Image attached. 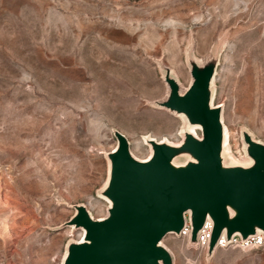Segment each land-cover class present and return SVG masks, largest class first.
<instances>
[{"label":"rangeland","instance_id":"rangeland-1","mask_svg":"<svg viewBox=\"0 0 264 264\" xmlns=\"http://www.w3.org/2000/svg\"><path fill=\"white\" fill-rule=\"evenodd\" d=\"M220 51L214 103L231 153L241 130L264 141V0H0V264H62L80 229L61 225L100 195L116 128L140 158L146 136L181 139L185 122L151 101L167 91L159 60L184 86L190 50ZM175 264H264V247L206 253L169 234Z\"/></svg>","mask_w":264,"mask_h":264},{"label":"water","instance_id":"water-1","mask_svg":"<svg viewBox=\"0 0 264 264\" xmlns=\"http://www.w3.org/2000/svg\"><path fill=\"white\" fill-rule=\"evenodd\" d=\"M219 60V49L204 59L190 50L187 87L159 60L167 91L151 104L183 116L182 140L146 136L151 154L140 159L128 137L113 129L117 144L106 153L108 178L100 190L109 203L106 214L95 218L85 204L73 205L75 213L61 226L84 233L67 243L62 264H175L162 241L169 234L180 236L188 223L190 246H197L199 232L211 223L208 260L223 238L264 236V141L243 128V148L251 161L229 156L224 107L214 103ZM188 126L200 127L201 135Z\"/></svg>","mask_w":264,"mask_h":264},{"label":"built area","instance_id":"built-area-1","mask_svg":"<svg viewBox=\"0 0 264 264\" xmlns=\"http://www.w3.org/2000/svg\"><path fill=\"white\" fill-rule=\"evenodd\" d=\"M211 228H212L211 223L207 221L198 235L197 248H199L205 253H206V249H207L209 238H210ZM190 229H191L190 224L188 223L181 231L180 237H183L188 240ZM227 247H241V248H248V249L262 248L264 247V236L256 235L246 240H242L239 236H235L230 242H226L224 238L221 239L218 245V248H227Z\"/></svg>","mask_w":264,"mask_h":264},{"label":"bare ground","instance_id":"bare-ground-1","mask_svg":"<svg viewBox=\"0 0 264 264\" xmlns=\"http://www.w3.org/2000/svg\"><path fill=\"white\" fill-rule=\"evenodd\" d=\"M214 80H215V77H214ZM190 81H191V79H190ZM213 82H214V81H213ZM185 87H187V86H185ZM175 115H176V114H175ZM176 116L183 118L182 115H176ZM183 119H184V118H183ZM223 120H224V113H223ZM223 122H224L225 132H226V149H227V152H228L229 156H230L233 160H235L236 162H239L238 160H236V158L234 157V155L231 153V150H230V143H229V137H230L229 129H228V127H227L225 121H223ZM188 128H189L190 130H192L194 133H196L197 135H201V134H200V132H201L200 127H198V126H188ZM154 138H155V137H154ZM157 140H158V141H159V140H167V141H169V142H171V143H179V142H181L182 137H181V139H180L179 141H172V140H170V139H168V138H165V139H157ZM114 148H115V147H114ZM114 148H113V149H114ZM131 151H132V150H131ZM132 153H133L134 156H136L137 158H140V157H138L133 151H132ZM150 154H151V150H150ZM150 154H149L147 157H145V158H140V159H147V158H149ZM250 161H251V159H250L249 157H247V158H246V162H250ZM83 233H84V232H83V230H82L81 237H80L79 239H77V240H80V239L82 238ZM162 242H163V244H165V243H164V240H163ZM165 245H166V244H165ZM166 246H167V245H166Z\"/></svg>","mask_w":264,"mask_h":264}]
</instances>
